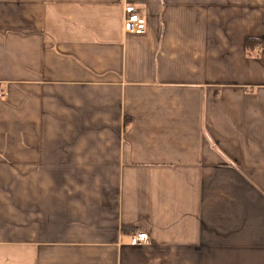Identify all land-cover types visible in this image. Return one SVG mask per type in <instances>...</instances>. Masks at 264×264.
Here are the masks:
<instances>
[{"label": "crops", "instance_id": "1", "mask_svg": "<svg viewBox=\"0 0 264 264\" xmlns=\"http://www.w3.org/2000/svg\"><path fill=\"white\" fill-rule=\"evenodd\" d=\"M0 91V264H264V0H0Z\"/></svg>", "mask_w": 264, "mask_h": 264}, {"label": "built area", "instance_id": "2", "mask_svg": "<svg viewBox=\"0 0 264 264\" xmlns=\"http://www.w3.org/2000/svg\"><path fill=\"white\" fill-rule=\"evenodd\" d=\"M124 17L122 28L128 33L141 34L145 31L146 22L142 13L132 4L125 5L123 8ZM4 91H0V98L4 97ZM149 237L145 231H135L130 234L129 242L131 245L145 244Z\"/></svg>", "mask_w": 264, "mask_h": 264}, {"label": "trees", "instance_id": "3", "mask_svg": "<svg viewBox=\"0 0 264 264\" xmlns=\"http://www.w3.org/2000/svg\"><path fill=\"white\" fill-rule=\"evenodd\" d=\"M247 45H249V40L247 41Z\"/></svg>", "mask_w": 264, "mask_h": 264}]
</instances>
